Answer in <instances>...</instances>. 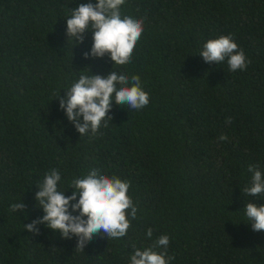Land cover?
<instances>
[{
	"label": "trees",
	"instance_id": "16d2710c",
	"mask_svg": "<svg viewBox=\"0 0 264 264\" xmlns=\"http://www.w3.org/2000/svg\"><path fill=\"white\" fill-rule=\"evenodd\" d=\"M88 2L0 0V264H130L163 234L169 264H264V230L244 209L264 204L245 191L249 165L264 174V0H125L122 13L143 21L126 65L84 58L91 31L82 43L67 38L71 9ZM226 34L250 60L245 70L200 54ZM111 70L139 75L149 104L113 101L111 120L80 136L59 98L81 74ZM94 168L130 181L137 215L124 237L97 233L81 251L75 236L24 228L44 215L35 193L46 172L58 170L71 195L72 180Z\"/></svg>",
	"mask_w": 264,
	"mask_h": 264
},
{
	"label": "clouds",
	"instance_id": "9594fccd",
	"mask_svg": "<svg viewBox=\"0 0 264 264\" xmlns=\"http://www.w3.org/2000/svg\"><path fill=\"white\" fill-rule=\"evenodd\" d=\"M124 3L125 0H96L95 3L89 0L71 9L67 18V38L82 43L85 33H92V46L90 51L83 53L84 58L104 57L107 54L115 65H126L131 61L135 45L143 32V21L123 14L121 6ZM200 54L209 63L226 60L229 70L233 72L245 70L250 63L232 34L207 40ZM113 101L117 105L140 110L149 104V93L143 89L139 75L129 77L114 70L107 75L81 74L66 89L65 95L59 98V107L82 136L89 132L95 134L102 121L111 120L108 113ZM231 119L228 117L226 123H230ZM227 139L225 134L219 137L220 141ZM248 170L252 173V183L245 191L250 196L264 194V174L253 165H249ZM60 180L59 171L51 169L37 184L39 190L35 193V200L44 215L24 224L25 229L39 235L37 225L42 224L59 231L65 239L75 236L76 248L81 251L97 233L107 239H119L127 234L129 216L134 219L137 215V205L128 194L130 181L116 174L109 176L94 168L83 177L74 178L70 186L73 189L71 195H65V191L58 188ZM25 208L22 201L10 206L11 211ZM244 209L252 229L264 230V204L248 202ZM152 235V229L148 228L146 236L151 238ZM169 242L170 237L163 234L151 246L136 248L130 256V264H169L174 259L167 254ZM158 248L162 250L156 251Z\"/></svg>",
	"mask_w": 264,
	"mask_h": 264
}]
</instances>
